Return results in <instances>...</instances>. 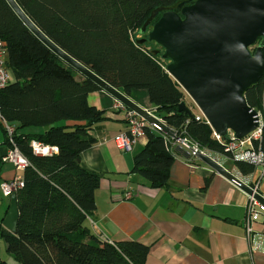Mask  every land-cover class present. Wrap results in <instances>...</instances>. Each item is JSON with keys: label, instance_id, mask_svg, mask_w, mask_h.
<instances>
[{"label": "trees", "instance_id": "trees-1", "mask_svg": "<svg viewBox=\"0 0 264 264\" xmlns=\"http://www.w3.org/2000/svg\"><path fill=\"white\" fill-rule=\"evenodd\" d=\"M15 1L50 40L107 83L127 96L145 90L154 114L177 135L200 149L229 156L243 175L254 171L253 165L223 151L207 123L178 110L184 93L166 71L161 53L151 52L153 41L136 43L135 33L151 11L178 0ZM0 39L13 75V81L0 89V113L14 126L13 143L28 160L23 184L15 191V233L0 224L6 251L19 264H147L148 245L135 240L107 242L86 224L95 209L101 175L84 168L79 157L96 142L91 134L95 125L106 119L105 111L87 100L99 86L48 49L5 0H0ZM244 96L250 107L264 115V75ZM1 127V144L9 149L12 144ZM144 135L130 172L150 187H166L174 161L171 140L151 126L144 128ZM32 140L57 151L35 154ZM260 150L264 153V125ZM4 154L0 153V172ZM0 264L8 263L0 258Z\"/></svg>", "mask_w": 264, "mask_h": 264}, {"label": "crops", "instance_id": "crops-1", "mask_svg": "<svg viewBox=\"0 0 264 264\" xmlns=\"http://www.w3.org/2000/svg\"><path fill=\"white\" fill-rule=\"evenodd\" d=\"M129 97L154 113L145 90H134ZM87 100L106 115L91 131L96 142L79 157L84 168L101 175L95 209L86 220L94 235L113 243L135 240L148 245L147 264H264V216L258 211L245 222L246 192L198 157L174 150L168 185L150 187L130 172L145 135L130 151L120 150L113 137L127 130V123L123 111L115 108L116 99L100 89ZM1 143L0 153H5L8 149ZM222 166L247 184L256 176L255 171L243 175L234 165ZM22 175L23 170L2 162L1 181ZM127 190L132 194L124 199ZM259 191L264 195V180Z\"/></svg>", "mask_w": 264, "mask_h": 264}, {"label": "water", "instance_id": "water-1", "mask_svg": "<svg viewBox=\"0 0 264 264\" xmlns=\"http://www.w3.org/2000/svg\"><path fill=\"white\" fill-rule=\"evenodd\" d=\"M5 1L24 26L76 73L93 81L159 132L175 137V131L161 118L140 107L57 46L15 0ZM157 14L160 15L153 22ZM138 32H147V35L136 39V43L153 41L162 48L161 57L172 60L166 65V71L190 96L215 132L224 135L232 130L241 138L257 126V111L247 104L244 93L264 75V0H178L173 5L153 9ZM178 110L191 116L184 101L179 103ZM174 151L188 156L179 145ZM196 157L264 206V195L260 191H253L249 184L206 153L199 151ZM7 205L1 224L15 233L18 219L15 192L9 196Z\"/></svg>", "mask_w": 264, "mask_h": 264}, {"label": "built area", "instance_id": "built-area-1", "mask_svg": "<svg viewBox=\"0 0 264 264\" xmlns=\"http://www.w3.org/2000/svg\"><path fill=\"white\" fill-rule=\"evenodd\" d=\"M11 81H13V75L10 69L6 66L5 49L3 47V42L0 39V89L6 86ZM115 108L121 109L123 111V119L127 123V130L115 135L113 137V141L120 150L130 151L133 145L136 143L137 139L140 136L144 135V128L146 126L152 127V125L148 124L137 113L126 108L118 101H116L115 103ZM148 111L154 115L153 111ZM257 114V126L241 138L236 137L232 130H227L224 135H219L210 127L212 130V137L221 144L225 153H228L233 158H236V155H240L242 160L254 166L256 176L249 185L253 189V191L256 192L259 191V182L264 177V153L260 150V142L262 139V130L264 125V115L260 111H257ZM193 116L195 120H203L209 125V122L201 111H199L198 113H194ZM0 122L6 132L9 142L12 144V147L9 148L2 156V161L9 162L14 166L16 170L22 171L28 165V160L13 143L12 136L14 133V126L7 120H5L1 116V113ZM169 138L171 140L170 147L172 151L174 150L175 146L179 145L182 149L187 151L188 155L193 157H196V154L199 151L204 152L203 149H200L196 143L191 142L186 137L177 135L176 132L175 137ZM30 145L32 151L35 154L41 155H50L56 149L55 147L44 145L36 140H32L30 142ZM22 184L23 182L21 177H14L10 180H3L0 182V191L4 197H9L11 193L15 192L17 188L22 186ZM131 194V191L127 190L122 194V197L124 199H128L131 197ZM258 211L261 212L264 216V206L260 205L252 195L247 194L245 222L248 224L251 215ZM246 229L247 231L249 230L248 227Z\"/></svg>", "mask_w": 264, "mask_h": 264}, {"label": "rangeland", "instance_id": "rangeland-1", "mask_svg": "<svg viewBox=\"0 0 264 264\" xmlns=\"http://www.w3.org/2000/svg\"><path fill=\"white\" fill-rule=\"evenodd\" d=\"M150 26L151 25H149L147 27V31L150 29ZM135 35L137 38L146 37L147 32L140 34L138 31H136ZM254 45L256 46V44H254ZM149 47H151V50H153L152 48L158 49L160 51L159 53L163 52L162 48L155 43L151 44ZM253 47L254 46H252L250 48H253ZM159 58L164 65H167L168 63H170L172 61L169 58H162V57H159ZM183 93H184V102H185L186 106L188 107V109L190 110V112L193 114L198 113L199 110H198L197 106L194 104L193 100L190 98V96L184 90H183ZM3 138H4L3 129H2L1 124H0V141L1 142L3 141ZM203 151H204V153H206L207 155L212 157L214 160H216L217 162H220L222 165H224L228 168H232L234 165L232 162V159L229 156H226L224 154H221V153H218L215 151H211V150H203ZM236 159H241V156L236 155ZM246 179H248V178L246 177ZM262 180H264V179H262ZM8 200H9V197H4L0 191V216H2L6 206L8 204ZM0 258L5 260L8 264H19L12 257V255L6 251V244L3 242L2 238H0Z\"/></svg>", "mask_w": 264, "mask_h": 264}]
</instances>
